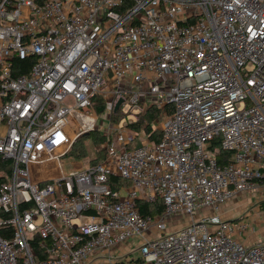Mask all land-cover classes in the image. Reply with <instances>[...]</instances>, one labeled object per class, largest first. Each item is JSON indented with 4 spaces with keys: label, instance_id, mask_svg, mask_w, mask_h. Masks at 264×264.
I'll use <instances>...</instances> for the list:
<instances>
[{
    "label": "built area",
    "instance_id": "obj_1",
    "mask_svg": "<svg viewBox=\"0 0 264 264\" xmlns=\"http://www.w3.org/2000/svg\"><path fill=\"white\" fill-rule=\"evenodd\" d=\"M97 98L123 116L67 174ZM0 157V264H264L220 214L264 187V0H0Z\"/></svg>",
    "mask_w": 264,
    "mask_h": 264
},
{
    "label": "rangeland",
    "instance_id": "obj_2",
    "mask_svg": "<svg viewBox=\"0 0 264 264\" xmlns=\"http://www.w3.org/2000/svg\"><path fill=\"white\" fill-rule=\"evenodd\" d=\"M99 99V98H98ZM105 105V112H98L97 105L94 106V110L91 111L92 115H95L93 117H98V122L97 124L94 125V119L87 117L85 115H82L81 113L77 114L76 120L80 122L82 127H85L86 129H90L88 133L98 131L101 134L104 133V129L106 128L108 124V118L113 117L116 118V122H118L122 118V114L119 113L121 110V107L118 109L117 112L114 111H108L106 109V102L105 100H102ZM116 106V105H115ZM115 108V107H114ZM123 111L127 114L126 116L121 120V123H123L126 120H133L134 115L133 113H129L128 107L125 106ZM109 114V115H108ZM110 116V117H109ZM108 117V118H107ZM97 125V126H96ZM72 129L79 131H84L83 128L80 129L78 127L77 123L76 124H71ZM86 136H80V138L74 143L73 149L75 147V144L78 141H82L85 153L82 158V162L84 163L82 166L79 163V160H76L75 158L71 156H66L62 159V164H63V171L65 173H70L72 169H77V170H83L86 167V164L88 163H95L98 162L102 159L103 157V152H104V147L102 145H96L94 144V140L88 138V134L85 133ZM72 138L75 136V133L70 135ZM83 140H80L83 138ZM78 161V162H76ZM78 165V167H77ZM53 172H56L54 170V167L51 166H45L43 169H41L38 173H36V176L39 175H47V174H52ZM35 175V174H34ZM264 200V187H261L257 190L251 191V192H245L239 194L236 198L231 200L230 202H236V206H232L229 211L227 212V216L233 214V224H238L240 222H244L247 224L248 227V232L246 231V239H251V240H263L264 239V206L260 208V203L263 202ZM229 202V203H230ZM259 206V209H258ZM171 224L173 227L178 226V221H171ZM136 245V242H135ZM139 251L134 255H138Z\"/></svg>",
    "mask_w": 264,
    "mask_h": 264
},
{
    "label": "trees",
    "instance_id": "obj_3",
    "mask_svg": "<svg viewBox=\"0 0 264 264\" xmlns=\"http://www.w3.org/2000/svg\"><path fill=\"white\" fill-rule=\"evenodd\" d=\"M34 63V57L30 56L27 57L25 59H17L16 63H15V71L16 74H28L30 72V69L32 67V64ZM95 105H97L98 108V112H105V105L104 102L102 101V99H95ZM156 115L154 114H147L145 117L148 119V122L151 123L152 119L155 117ZM144 116H139V122L134 126L135 128L140 127L142 120L145 118ZM111 119L113 121H116V118L111 117ZM147 131L151 130L150 124L146 126ZM88 134V138L94 140V144L96 145H104L105 142V136L103 134H101L98 131L95 132H91V133H87ZM86 136V135H83ZM83 138H81L80 140H83ZM85 153V149L83 146L82 141H78L75 144L74 150L71 151L70 155L77 158V159H81L83 158ZM105 156V149L103 152V157ZM222 157V161L223 162H228V159L230 157V153L228 152H221L220 153V158ZM101 159V160H102ZM12 169V162L8 159H4L0 157V183L3 181H6L8 178V175L10 174ZM117 185H120V183H125L128 184L122 180H116L115 182ZM260 208H262L264 206V201L260 203ZM138 206L141 210V212L143 214H153V215H158V214H162L164 211V206L162 204L161 201H158L156 203H146L143 201L138 202ZM4 236L6 237H11L12 236V230L9 228V230L7 232H5Z\"/></svg>",
    "mask_w": 264,
    "mask_h": 264
},
{
    "label": "crops",
    "instance_id": "obj_4",
    "mask_svg": "<svg viewBox=\"0 0 264 264\" xmlns=\"http://www.w3.org/2000/svg\"><path fill=\"white\" fill-rule=\"evenodd\" d=\"M151 114H154V113H150V115ZM149 115V114H148ZM154 115H156V113L154 114ZM71 124H76V119L74 118L73 119V121H71V123H70V125H69V128L71 129V130H74V129H72V127H71ZM158 135V134H157ZM81 162H82V160H81ZM81 164V166L84 164L83 162L82 163H80ZM77 167H78V165H77ZM60 175V172H58V171H56V172H53L52 174H47V175H43L44 177H46V178H48V177H56V176H59ZM120 184H123V183H120ZM125 184V183H124ZM264 201V200H263ZM230 202V201H229ZM226 203L225 205H223L222 207H221V210H220V214H221V217L223 218V219H225V220H229V221H233L232 219H233V214L232 215H229V216H227V212L229 211V209L232 207V206H236L237 204H235L236 202H230V203ZM258 209H259V206H258ZM248 232V231H247ZM246 234L247 233H245V234H243L241 237H240V240L242 241V242H244V243H247V244H251V243H254V242H257V241H259V240H251V239H246L245 238V236H246Z\"/></svg>",
    "mask_w": 264,
    "mask_h": 264
},
{
    "label": "water",
    "instance_id": "obj_5",
    "mask_svg": "<svg viewBox=\"0 0 264 264\" xmlns=\"http://www.w3.org/2000/svg\"><path fill=\"white\" fill-rule=\"evenodd\" d=\"M122 102H123V100H122V99H120V100L118 101V103L116 104V106H115V108H114V111H115V112H117V111H118V109L120 108V106H121Z\"/></svg>",
    "mask_w": 264,
    "mask_h": 264
}]
</instances>
